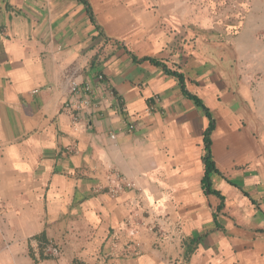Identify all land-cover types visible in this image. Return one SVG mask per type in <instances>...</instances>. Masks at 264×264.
I'll return each instance as SVG.
<instances>
[{
	"label": "crops",
	"instance_id": "1",
	"mask_svg": "<svg viewBox=\"0 0 264 264\" xmlns=\"http://www.w3.org/2000/svg\"><path fill=\"white\" fill-rule=\"evenodd\" d=\"M87 1L92 15L80 0H0V264H264V67L231 81L223 23L210 31L202 13L229 5ZM236 3L247 53L264 0ZM133 56L182 72L213 113L222 211L202 188L208 118L174 77ZM73 81L91 88L77 121L64 107ZM111 170L135 189L96 191ZM137 220L155 232L133 235Z\"/></svg>",
	"mask_w": 264,
	"mask_h": 264
},
{
	"label": "rangeland",
	"instance_id": "2",
	"mask_svg": "<svg viewBox=\"0 0 264 264\" xmlns=\"http://www.w3.org/2000/svg\"><path fill=\"white\" fill-rule=\"evenodd\" d=\"M224 1L230 7L228 11L224 9L206 11L203 10L204 8H201V10H203L202 13H206V22H208V26H210L208 28H211L210 31L213 30L220 31L216 26H218L219 24H220L219 26H221V24L223 23L222 33H226L224 37L225 42H223V45L226 47V50L223 54V58L220 61L223 64V66L226 67L227 70L231 73V81L233 80L234 82L237 83L236 79L240 80V72L243 67H253V66H261V65L264 67V30H261L257 35L258 42L254 44L255 48L249 50L247 53L243 52L239 48L242 47V44L238 46L236 36H238L242 30L241 22H243L244 19L246 18L247 12L244 13L238 10V5L236 3L237 0H224ZM251 2L252 0H247V3H251ZM252 8L254 7L251 6L250 10ZM254 18L255 17L252 15V18L250 20L252 21L254 20ZM248 32L251 33V31ZM204 33L206 32L202 31L201 37L203 43L207 48V41L204 38L207 35H205ZM247 38L249 39L254 37H249V35L247 34ZM208 45H209V50H208L209 55L207 54V57L208 59H210V57H213L215 55L212 53V45L210 43H208ZM245 56H247V58Z\"/></svg>",
	"mask_w": 264,
	"mask_h": 264
},
{
	"label": "trees",
	"instance_id": "3",
	"mask_svg": "<svg viewBox=\"0 0 264 264\" xmlns=\"http://www.w3.org/2000/svg\"><path fill=\"white\" fill-rule=\"evenodd\" d=\"M81 2H83L86 5V8L88 9V12L90 15H92L91 13V9L89 6V3L87 0H80ZM134 60L137 61H149L150 63H152L153 65L160 67L167 75L174 77L177 81L178 84L181 88V90L183 91V94L185 95V97H187L189 100H191L198 108H200L202 110V112L206 115V117L208 118V127L205 130L204 134H203V138H204V154H203V165H204V176L202 178V188L204 190V193L207 195H214L217 198L220 199L221 203L219 205V207L217 208L218 212L222 211L225 207V198L221 195L220 192H218L217 190L213 189V175L218 173V169L216 166V163L214 161V157H213V153H212V136L213 133L216 130V119L213 115V113L210 111V109L207 107V105L204 103V101L196 94H193L191 92L188 91L187 89V83H186V77L185 75L180 72L179 70H174L170 67H168L164 62H161L157 59H153V58H143L141 60H139L137 57H134ZM215 223L218 229H223L221 228L220 224L218 223L217 220V215L215 216ZM42 242H46L44 241L45 239H41ZM40 240V241H41ZM201 240V237L198 238H193L191 240H188L185 242V247H186V257L189 258L193 252L195 251V246L197 245V243H199V241ZM41 250L43 248V246H40ZM47 249V247H46Z\"/></svg>",
	"mask_w": 264,
	"mask_h": 264
},
{
	"label": "built area",
	"instance_id": "4",
	"mask_svg": "<svg viewBox=\"0 0 264 264\" xmlns=\"http://www.w3.org/2000/svg\"><path fill=\"white\" fill-rule=\"evenodd\" d=\"M100 80L103 79V76L99 77ZM91 88L88 85L79 84L76 81L71 82L70 93L71 98L68 102L64 104V107L68 110L74 111L72 113L74 121L80 119V113L84 111L90 104L89 98H86V95L89 93ZM106 184H101L96 188V191H106L111 197L117 198L124 192L128 190L135 189L136 185L121 175L118 171L111 170L106 176ZM142 229H147L149 232H155V225L150 222H144L137 220L134 222V228L132 234L136 235ZM46 252L53 256H58L59 251L56 247L49 244L47 246Z\"/></svg>",
	"mask_w": 264,
	"mask_h": 264
}]
</instances>
